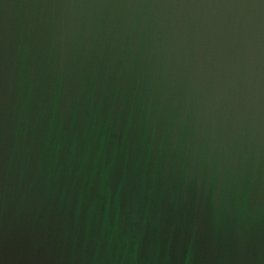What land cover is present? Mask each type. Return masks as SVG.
Segmentation results:
<instances>
[{"label":"water","instance_id":"water-1","mask_svg":"<svg viewBox=\"0 0 264 264\" xmlns=\"http://www.w3.org/2000/svg\"><path fill=\"white\" fill-rule=\"evenodd\" d=\"M0 264H264V0H0Z\"/></svg>","mask_w":264,"mask_h":264}]
</instances>
